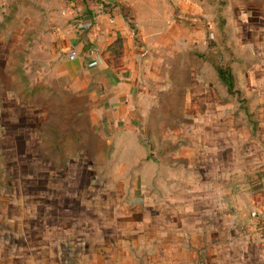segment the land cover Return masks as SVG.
I'll use <instances>...</instances> for the list:
<instances>
[{"label": "rangeland", "instance_id": "obj_1", "mask_svg": "<svg viewBox=\"0 0 264 264\" xmlns=\"http://www.w3.org/2000/svg\"><path fill=\"white\" fill-rule=\"evenodd\" d=\"M253 2L196 0L195 14L157 9L163 18L144 25L167 47L152 57L151 82L162 92L144 107L137 95L130 112L122 101L112 116L90 76L59 67V32L71 20L47 12L50 1L16 0L0 28V264H50L44 251L95 236L94 224L98 237L107 233L101 224H211L223 211L234 224L242 208L240 232L250 235L249 206L260 190L251 165L255 117L236 65L241 40L255 41L264 60V22L241 21L235 8ZM221 69L232 72L235 94ZM144 108L148 115L138 116Z\"/></svg>", "mask_w": 264, "mask_h": 264}, {"label": "crops", "instance_id": "obj_2", "mask_svg": "<svg viewBox=\"0 0 264 264\" xmlns=\"http://www.w3.org/2000/svg\"><path fill=\"white\" fill-rule=\"evenodd\" d=\"M44 1H50L47 12L71 20L67 30L59 32L56 49L59 67L72 65L75 73L90 76L93 94L108 100L112 116L115 106L122 101L128 104L130 112L131 104L139 99L137 95L141 104L162 92L159 90L163 86L151 82V78L157 76L152 57L162 49L166 51L167 47L163 48L162 36H152L146 31L144 21L162 19V12L156 11L162 5H172L173 12L177 13L197 12L196 0ZM250 1H254L250 7L235 8L236 17L251 23L254 16H258L263 23L264 10L258 7L256 0ZM15 3L16 0H0V28ZM149 8L152 11L148 15L141 14ZM172 16L171 12L167 20ZM254 43L241 40V55L236 65L238 90L251 105V115L255 117L251 165L260 190L249 206L250 235L244 237L240 232L241 224L237 219L238 216L242 219V208L238 210L240 213L234 214V224H226L222 216L226 211L212 214L211 217L219 218L216 223L209 219L211 224H101L107 232L104 237L97 236L99 230L94 224L95 236L73 238L72 243L65 245L59 242L62 248L50 254L44 251V256L50 257V264H227L228 246L232 248L229 264H264V60L259 57ZM72 53L76 55L74 61L70 60ZM166 66L172 70L170 63ZM184 69L187 71L188 67ZM145 92L150 98L143 96ZM256 103L262 106L257 107ZM144 106L142 103L140 107ZM138 113V116L148 115L146 108L139 109ZM244 239L251 243L250 254H243Z\"/></svg>", "mask_w": 264, "mask_h": 264}, {"label": "trees", "instance_id": "obj_3", "mask_svg": "<svg viewBox=\"0 0 264 264\" xmlns=\"http://www.w3.org/2000/svg\"><path fill=\"white\" fill-rule=\"evenodd\" d=\"M219 78L227 87V91L230 94H235V81L232 72L228 70H220L219 71Z\"/></svg>", "mask_w": 264, "mask_h": 264}, {"label": "built area", "instance_id": "obj_4", "mask_svg": "<svg viewBox=\"0 0 264 264\" xmlns=\"http://www.w3.org/2000/svg\"><path fill=\"white\" fill-rule=\"evenodd\" d=\"M76 59V55L74 53L70 54V60L74 61Z\"/></svg>", "mask_w": 264, "mask_h": 264}]
</instances>
